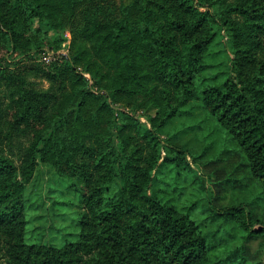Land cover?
<instances>
[{
  "label": "trees",
  "instance_id": "trees-1",
  "mask_svg": "<svg viewBox=\"0 0 264 264\" xmlns=\"http://www.w3.org/2000/svg\"><path fill=\"white\" fill-rule=\"evenodd\" d=\"M65 31L48 69L7 64ZM193 130H206L200 157H242L259 188L249 211L198 220L184 184L197 172L161 139ZM39 163L78 193V232L60 246L26 241ZM217 219L264 255V0H0V264H232L205 232Z\"/></svg>",
  "mask_w": 264,
  "mask_h": 264
},
{
  "label": "rangeland",
  "instance_id": "rangeland-1",
  "mask_svg": "<svg viewBox=\"0 0 264 264\" xmlns=\"http://www.w3.org/2000/svg\"><path fill=\"white\" fill-rule=\"evenodd\" d=\"M70 40L69 31H65L64 42L60 48L55 50L46 47L42 51L33 52L24 58L10 53L7 64L10 68H17L21 65H37L48 69L68 53ZM224 58L226 55L222 56L221 54L217 61H222ZM210 76L206 75V77ZM85 77L89 79V76ZM43 86L47 87L46 83H43ZM147 114V112L138 111L136 116L143 125L149 127ZM190 123V120L186 122L187 125ZM202 134L204 136L206 130L204 132L189 131L187 135L175 141V144L167 141L166 137H161L165 146L184 145V149L188 153L186 161L197 172V175L190 174L184 184L187 185V191L199 198L198 220L204 218L211 208L219 211L229 203L237 206L238 202H241L243 205L254 197H258L259 193L256 182L250 177L239 154H232L223 160H218L215 159L216 154L212 151L210 154L200 157ZM190 153L197 157L195 163L191 161ZM227 179L228 182H226ZM71 185L72 182L59 177L48 164H38L25 189L26 241L28 243L60 246L65 240L74 239L73 235L78 232L75 219L79 202L78 193ZM243 207L245 211H249V206L243 205ZM262 210L263 207L257 208L256 214H261ZM202 212L203 214H201ZM262 226L255 223L253 229ZM212 230L215 234L210 237L215 242L222 241L219 246L221 258L229 257L232 259V264H264L260 238H248L246 233L235 224H223L218 219L211 224H205L206 233H210Z\"/></svg>",
  "mask_w": 264,
  "mask_h": 264
},
{
  "label": "built area",
  "instance_id": "built-area-1",
  "mask_svg": "<svg viewBox=\"0 0 264 264\" xmlns=\"http://www.w3.org/2000/svg\"><path fill=\"white\" fill-rule=\"evenodd\" d=\"M66 56H67V54L66 55L64 54V57H66Z\"/></svg>",
  "mask_w": 264,
  "mask_h": 264
}]
</instances>
